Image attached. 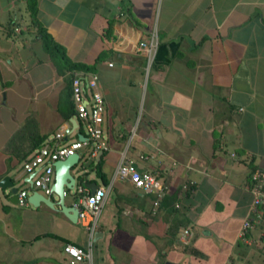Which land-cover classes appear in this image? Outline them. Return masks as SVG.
<instances>
[{"label": "crops", "instance_id": "0c3cea01", "mask_svg": "<svg viewBox=\"0 0 264 264\" xmlns=\"http://www.w3.org/2000/svg\"><path fill=\"white\" fill-rule=\"evenodd\" d=\"M35 21L64 59L91 70L59 72L25 0H0V178L19 186L15 154L28 137L81 133L74 109L66 120L60 110L71 75L95 74L106 183L88 171L82 185L106 194L90 231L43 204H11L0 189V264H68L65 243L89 252L75 264H264L263 222L238 235L252 219L249 174L264 164V0H36ZM151 35L147 64L139 43ZM18 132V148L5 149ZM125 160L155 187L112 179ZM80 172L70 170L75 185ZM75 199L71 190L63 202Z\"/></svg>", "mask_w": 264, "mask_h": 264}, {"label": "built area", "instance_id": "2783aa9c", "mask_svg": "<svg viewBox=\"0 0 264 264\" xmlns=\"http://www.w3.org/2000/svg\"><path fill=\"white\" fill-rule=\"evenodd\" d=\"M139 46L142 48L148 64L152 60L156 48L155 36L151 35L148 42H140ZM70 89L77 126L79 125L81 128L80 134L83 139L80 140L69 126H60L49 138L45 139L44 144L34 149L21 162L24 176L20 179V185L16 190V204L28 205L26 201L29 192L26 182L28 176L33 189L42 195H48L50 194L49 187L53 176L52 164L55 160L62 159L72 152L78 153L79 149L86 146L89 148L91 157H94L98 152L107 150L105 134L102 129L104 103L97 89L96 75L74 72L70 78ZM114 178H126L134 187L147 190L155 187L156 184L154 175L144 170H137L127 160L118 163L113 172L112 179ZM249 181L253 191L250 202L252 219L246 217L242 220L239 226V237L245 235L253 221H262L264 231V164L249 174ZM72 190L76 197L77 219L88 230L92 231L106 194L105 187L96 188L89 192L83 185H74ZM154 205H156V202H154ZM152 213L154 212L152 211ZM187 234V230L182 231L183 237ZM62 251L68 257V264H75L89 258L88 250L70 243L63 244Z\"/></svg>", "mask_w": 264, "mask_h": 264}, {"label": "trees", "instance_id": "16d2710c", "mask_svg": "<svg viewBox=\"0 0 264 264\" xmlns=\"http://www.w3.org/2000/svg\"><path fill=\"white\" fill-rule=\"evenodd\" d=\"M25 8L28 12V15L31 19V23L34 25H37L38 27V31L41 33L42 35V43L44 45L45 48H49L48 51L51 55V57H53V62L55 63L58 71H63V70H78V69H90L89 67L85 66L82 63H74V62H68L66 59H64V55L62 52V48L57 46L56 44H54L53 42H51L48 37V35L45 33V31L43 30V28H41L39 26V24L36 23L35 21V11H36V0H25ZM10 29V28H9ZM60 53V56H58V53ZM91 70V69H90ZM69 94H70V86H69V82L67 84V93H66V101L65 104L63 106V111H61V114L63 115L64 120H66L71 114L73 115V108L72 105L70 103L69 100ZM26 126V123H25ZM24 127V126H23ZM78 131L81 132L80 126L78 125ZM22 133L18 132L13 134L6 142L5 144V149H13L14 147L17 149V143L20 140V137ZM45 139V135L44 134H34L33 136L28 137L27 141H28V146L26 147V149L24 151H20V153H18V151L16 152V157L18 159V161L22 162L24 161L27 157H28V153L30 151H32L33 149H36L38 147H40V145L43 143ZM84 149H86V155L84 156V154L81 152L79 155V159L77 164H75L74 166H72V168L77 167V169L80 172L76 184L77 185H82V182L84 181L85 177L87 176L88 171H93L94 175L96 177H98L102 183H106V178L104 173L101 171V164H102V153L96 158V156L89 157V148L86 146L84 147ZM71 168V169H72ZM86 169V171H84Z\"/></svg>", "mask_w": 264, "mask_h": 264}, {"label": "water", "instance_id": "95a60500", "mask_svg": "<svg viewBox=\"0 0 264 264\" xmlns=\"http://www.w3.org/2000/svg\"><path fill=\"white\" fill-rule=\"evenodd\" d=\"M69 122L74 125L73 118L69 119ZM78 138L81 140L83 136L81 134H77ZM79 159V154L77 152H72L67 154L62 159L55 160L52 164L53 167V176L52 183L50 185V194L42 195L33 189L30 185V178H26V182L29 188V192L26 196V201L28 205L31 207H36L39 204H43L49 209H55L61 212L69 221L74 222L77 217V207L73 203V205H65L63 202V198L66 192L71 191L75 185V179L71 175L70 170L72 166L77 164ZM137 170L138 169L134 164H132ZM83 185L92 192L97 185L95 183H86ZM0 189H8L9 190V199L8 201L11 204H16L17 196L16 190L17 187L13 184L9 176L4 175L0 178ZM54 194L57 198L55 201L51 200L50 195ZM164 264H174L172 262H165Z\"/></svg>", "mask_w": 264, "mask_h": 264}, {"label": "rangeland", "instance_id": "374dc122", "mask_svg": "<svg viewBox=\"0 0 264 264\" xmlns=\"http://www.w3.org/2000/svg\"><path fill=\"white\" fill-rule=\"evenodd\" d=\"M16 11H18V14H20L23 17L22 18L23 21H26L27 16H26V11H25L24 7L23 6H20V8L18 10H16ZM9 15L12 17L11 11H10V14ZM4 18H5V20L7 19V14L4 15ZM18 19L19 18L17 17V21H18ZM21 23H23V22H21ZM71 173L74 174V171H72ZM18 184L20 185L19 182H18ZM15 205L21 206L19 204H15Z\"/></svg>", "mask_w": 264, "mask_h": 264}]
</instances>
